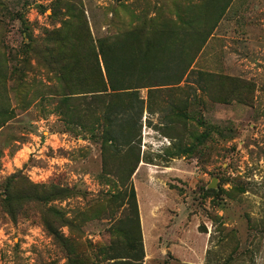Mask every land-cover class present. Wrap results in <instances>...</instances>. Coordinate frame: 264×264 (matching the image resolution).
Here are the masks:
<instances>
[{
    "label": "rangeland",
    "instance_id": "rangeland-1",
    "mask_svg": "<svg viewBox=\"0 0 264 264\" xmlns=\"http://www.w3.org/2000/svg\"><path fill=\"white\" fill-rule=\"evenodd\" d=\"M189 1L0 0V110L15 111L0 128V264L114 261L130 198L115 169L132 154L103 152L93 54ZM194 68L215 75L152 92L142 116L131 180L144 249L177 234L189 264H264V0H233Z\"/></svg>",
    "mask_w": 264,
    "mask_h": 264
},
{
    "label": "trees",
    "instance_id": "trees-1",
    "mask_svg": "<svg viewBox=\"0 0 264 264\" xmlns=\"http://www.w3.org/2000/svg\"><path fill=\"white\" fill-rule=\"evenodd\" d=\"M232 2L189 1L174 18H167L158 24L151 19V26L137 25L117 37L98 40V53L93 54L98 80L92 85H100V89L92 92H102L97 98L105 104L101 124L103 152L113 148L118 156L122 148L127 147L132 154L127 164L115 169L130 191V198L129 214L118 226L124 240L112 242L108 247L112 254L106 260H114L110 264H144L139 207L131 179L141 160V121L145 109L150 106V96L154 91L178 89L184 78L194 72L204 78L215 75L196 70L194 64ZM20 52L19 65L14 71L16 76H23L21 67L27 58L24 50ZM62 59L68 61L66 67L71 60L70 65L75 70L78 64L75 57L64 53ZM65 84L71 85L70 80H65ZM145 89L148 90L147 99L141 95ZM70 98L65 97L63 103L69 105ZM60 114L67 124H74L67 113ZM0 115L3 117L1 128L15 117V111L1 109ZM104 168H107L106 158ZM48 229L55 237H60L50 226ZM73 244L74 241L69 247ZM95 258L96 261L88 264H98V258Z\"/></svg>",
    "mask_w": 264,
    "mask_h": 264
},
{
    "label": "crops",
    "instance_id": "crops-1",
    "mask_svg": "<svg viewBox=\"0 0 264 264\" xmlns=\"http://www.w3.org/2000/svg\"><path fill=\"white\" fill-rule=\"evenodd\" d=\"M166 237L171 240L165 242L160 237L158 240H153L150 250L146 249L145 251L144 264H180V262L189 264L181 256V253L185 251L184 248H188L189 241H185L183 236L179 238L177 234L174 237L167 235ZM179 250L181 253H179ZM170 255L172 258H170ZM167 259H170L171 262H167ZM161 261L163 262L161 263Z\"/></svg>",
    "mask_w": 264,
    "mask_h": 264
}]
</instances>
